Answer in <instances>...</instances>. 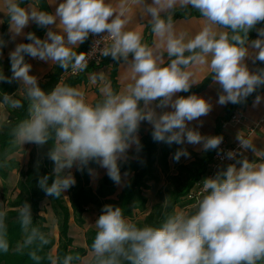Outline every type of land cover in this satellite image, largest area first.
<instances>
[{
  "label": "clouds",
  "instance_id": "obj_1",
  "mask_svg": "<svg viewBox=\"0 0 264 264\" xmlns=\"http://www.w3.org/2000/svg\"><path fill=\"white\" fill-rule=\"evenodd\" d=\"M21 3L0 0L11 39L30 41L9 52L12 75L0 71V82L20 85L16 93L0 92V124L10 123L9 110L27 102V118L12 134L21 148L25 143L43 147L52 142L47 156L54 162L53 171L40 177L38 185L54 199L76 184L74 166L81 172L87 168L91 175L92 162L119 185L121 163L127 161L129 149L135 145L138 153L142 148L138 131L143 121L152 126L155 142L171 146L186 141L202 144L205 152L218 149L222 136H202L188 127V122L208 115L210 102L194 93L176 95L209 76L219 85V105L246 103L264 87V68L252 71L246 63L247 59L264 63V27H257L264 23V0H47L54 13L39 10L32 2L26 7ZM193 11L202 21L199 29L179 28L177 13ZM30 22L47 28L44 39L23 31ZM145 28L153 36L151 44L144 40ZM253 30L257 38L249 39ZM90 35L98 37L91 50L78 52ZM6 43L0 38V55ZM97 53L111 57L124 75L123 86L116 90L104 71L93 73L90 82L100 94L95 102L66 83L45 92L25 60L30 56L59 66L64 74L76 73L84 72ZM201 71L207 72L205 79L198 78ZM262 100L264 96L257 94L253 107ZM237 140L240 152L225 154L235 162L202 181L205 194L193 212L177 211L159 227H138L121 207L105 204L94 223L96 234L86 264H264V147L257 148L239 133ZM249 150L255 159L244 155ZM182 156H190L183 147L173 159L178 162ZM18 213L23 246L47 244L45 235L33 226L27 201ZM8 250L6 212L0 211V251ZM80 259L67 254L62 260L51 258V264Z\"/></svg>",
  "mask_w": 264,
  "mask_h": 264
},
{
  "label": "trees",
  "instance_id": "obj_2",
  "mask_svg": "<svg viewBox=\"0 0 264 264\" xmlns=\"http://www.w3.org/2000/svg\"><path fill=\"white\" fill-rule=\"evenodd\" d=\"M31 0H22L21 6L24 7ZM40 10L49 11L45 0L40 1ZM192 15L199 13L192 12ZM180 16L177 13L176 18ZM8 18L2 30V39L6 42L8 40ZM257 27H264V23L257 25ZM46 28H38L33 30L36 36L43 39ZM257 32L253 30L249 34V39H256ZM91 35L84 43L83 47L78 52H85L89 46ZM26 39L25 43H28ZM147 43L151 44V39H147ZM4 51V48L2 52ZM29 56L25 57L28 63ZM112 64L111 80L112 87L118 90L116 81V74L119 65H116L111 57L104 58L99 65H89L84 72H79L77 76H70L66 80H62L64 70L59 66H55L50 75L45 77L40 86L45 92H50L59 82L66 83L70 86L77 87L87 80V75L95 72L96 69L105 65ZM259 68H264V63L258 62ZM10 61H6V69L3 73L11 76ZM212 82L209 76L198 87L191 88L189 92H181L180 96H188L193 93L203 91ZM19 88L17 81L12 83L0 82V92L16 93ZM264 87H261L247 98L246 103L231 104L226 111V115L219 122L216 136H221L222 127L229 122L237 108L248 105L257 94H261ZM27 102L20 109L9 110L10 123L0 125V179L6 182L13 171L20 170V162L14 157L21 152V147L14 141L12 134L13 128L22 120L27 118ZM152 130V129H151ZM151 130L143 135L141 140L142 148L136 159H130L121 163V176L125 173L130 175L129 181L126 183L122 192L116 195L117 184L114 183L106 174L96 190L92 187V174L90 175L87 168L82 172H75L76 184L67 190L68 200L65 193L62 197L54 199L51 196H46L45 192L39 187L38 181L40 177L52 173L54 162L47 156L48 151L52 146L49 141L43 147L34 144V151L31 156L30 163L26 170H22L20 180L17 185L18 195L14 200H8L7 210L0 207V211L6 212L7 224V239L9 243V250L7 252L0 251V264H51V251L56 245V240L50 235L49 227L46 226L47 220L42 215V203L49 201L53 212L59 224V249L57 251V258H62L67 254L84 257L90 250V246L95 237L96 231L89 230L86 234L88 248L72 249L73 241L70 238V220L74 218L80 227L85 224L84 215L88 212L91 206L97 207L99 215L102 207L105 204H112L122 208L126 218L136 223L138 227L145 225H152L159 227L164 220L171 214L177 212L178 208L188 209L189 212L195 210L193 201L187 198L193 191L195 186L202 180L208 170L209 164L213 160L215 150H209L202 154H193L194 161L189 164H182L179 161L173 162L177 173L170 174V157L173 158L175 152L179 149L177 144L173 143L171 146L164 142H155L152 139ZM138 132H143L139 127ZM181 159V158H180ZM88 167H91L94 172L98 171L99 164L92 162ZM161 168L162 173L167 179L166 187L160 192L159 202L151 209H148V198L145 191L150 189L148 182L150 180L157 181V169ZM226 167V166H224ZM54 177L50 176L49 184L52 183ZM122 181V180H121ZM166 199V200H165ZM27 201L32 208L33 226L45 235L48 240L47 244L41 245L39 242L30 246H23L25 234L17 219L20 205ZM143 216L142 219H138ZM22 246L20 251L17 247ZM35 254V258L33 257Z\"/></svg>",
  "mask_w": 264,
  "mask_h": 264
},
{
  "label": "crops",
  "instance_id": "obj_3",
  "mask_svg": "<svg viewBox=\"0 0 264 264\" xmlns=\"http://www.w3.org/2000/svg\"><path fill=\"white\" fill-rule=\"evenodd\" d=\"M40 1L41 0H31L30 2L34 3L36 5V7L40 10V6H39ZM45 2L49 8V12L54 13L55 7L48 5L47 0H45ZM57 2H60V0H57ZM149 2H150V0H149ZM27 4L24 7H26ZM193 12L198 13L195 11H193ZM179 14H180V16L178 18H176L177 26L179 28L187 29L190 32H195L201 26L202 21H201L200 16L192 15V13L190 15H184L183 13H179ZM7 18L8 17L4 13L0 12V21H3L2 23H0V38H2V30H3V27L6 23ZM137 22L138 21L134 20V24H136ZM49 27L54 28L55 26H49ZM38 28L39 27H37V25L35 23L30 22L29 26L26 27L23 31L25 33H27V32H31L33 30H37ZM46 31H47V28H46L45 33L43 35V39L45 38ZM7 33H8V40H7L6 46L4 47V51L2 52V55H0V69L2 68L0 71H2V72L5 71V69H6V61L9 60V52L15 48L16 44L26 42L25 37H16L15 40L11 39V33L9 32V27H8ZM148 38H150L151 42H152L153 36L150 33V29L145 28L144 29V40H145V42H147ZM83 45L84 44L80 45V47L77 49V51H79L83 47ZM258 62L259 61H257L256 63H253L252 59L246 60V63L248 65L249 69L252 71H255L257 68H259ZM28 63L31 64V66H32L30 74L37 76L39 78V83L43 82L45 80V77L50 75L51 72L53 71L54 67H55L50 62H45V61H41L38 59H34L30 56L28 58ZM111 70H112V64H108V65H105L103 67L96 69L95 72L104 71L108 75L109 79L111 80ZM95 72H93V73H95ZM93 73H90L87 75V80L85 81V83L77 86L78 88H80L81 90H83L85 92L86 99L89 102H95L97 99L100 98L98 86L93 85L90 82V77ZM123 75H124L123 67L118 66L117 74H116V81H117L119 89L123 86V84H122V76ZM206 76H207V72L201 71L199 73L198 78L199 79H205ZM69 77L70 76L67 73H65L62 76V80L64 81ZM203 82H201L198 85H193L191 88L198 87ZM17 83L19 85V82H17ZM111 83H112V80H111ZM19 87H20V85H19ZM219 91H220L219 85L216 83H213V81H212L203 91L198 92V93H194L200 97L205 98L212 105L211 111L208 113V115L200 117L198 120L188 122V127L198 130L202 136H216V131H217L219 122L221 121L222 118L225 117L227 108L232 104V103H228L226 105H219L217 103ZM176 95L180 96L181 93H178ZM260 95L264 96V90ZM254 99L248 105H246L244 107L237 108V110H240V116L242 117V121L240 124H232L230 122H227L222 127L221 136L223 137V140L227 141V143L229 145L233 146V145L239 144V141L237 140V135L239 133L244 138L252 139L254 144L257 146V148L264 147V100H262L258 106L253 107ZM165 110L170 111L171 109L169 108V109H165ZM158 111H159V109H158ZM0 125H2V124H0ZM140 127L143 130V132H138L140 142H141L143 135L145 133H147L149 130H151L152 126L147 121H143V122H141ZM177 146H178V148L183 147V148L187 149L188 153L190 154V156L188 158L183 157V156L181 157V159L187 160L186 163H182V164H189L192 161H194L193 154H202L204 152V150L202 148V144L192 145V144H189L185 141L184 144H182V145L177 144ZM244 155H246L249 160L255 159L251 150L244 153ZM136 158H137V156L135 158L130 157L129 159H127V161L130 159H136ZM106 174H104L102 176V178ZM123 176H122L121 183L119 185L117 184V186L119 188H122V190L124 189V187L126 185V183L123 182ZM91 182H92V178H91ZM178 209H180V208H178Z\"/></svg>",
  "mask_w": 264,
  "mask_h": 264
},
{
  "label": "rangeland",
  "instance_id": "obj_4",
  "mask_svg": "<svg viewBox=\"0 0 264 264\" xmlns=\"http://www.w3.org/2000/svg\"><path fill=\"white\" fill-rule=\"evenodd\" d=\"M33 151H34V144L33 143H25L21 148V152L14 156L20 162V170L13 171L10 174V176L6 182H3L0 179V207L2 209L7 210L8 208H7V202L6 201L14 200L16 198V196L18 195L19 191L17 190V185H18V182L20 180L21 171L27 169V167L30 163ZM138 154H139V152L138 153L136 152L135 145H133L129 149L128 159L130 157L135 158L136 156H138ZM179 162L180 163H186L187 160L181 159ZM76 170L77 169L75 166L71 169L73 175H75ZM106 173H107L106 169H104L102 167H100L98 171L93 173V175H92V187L94 190H96L98 188V186L101 182L102 176ZM176 173H177V171L175 168V164L173 162V158L171 157L170 158V174L174 175ZM157 175L159 176V179L157 181L150 180L148 182L150 189L145 191L146 196L148 198V209H151L152 206H154L156 203L159 202L160 192L167 185V179H166L165 175L162 173L161 168H159V167L157 169ZM130 177L131 176H129V175H124L123 176V182L127 183V181L130 179ZM121 192H122V188H119L117 186L116 195L120 194ZM64 193H65L66 199L68 200L67 191ZM41 206H42V215L47 220L46 226L49 227L50 235L52 237H54L56 240V245H55L54 249L51 251V255H53L54 258H57L56 255H57V251L59 249V238H60L58 220H57V218L53 212V209L51 207V204L48 200L43 202ZM177 211L189 212V210L185 209V208L177 209ZM98 216H99V210L97 209V207L91 206L89 208L88 212L85 213V215H84L85 224L83 227H80L78 225V222L77 221L75 222L74 218H71L69 235H70L71 240L73 241V244L71 246L72 249H81V248L86 249V248H88L86 234L89 230L96 231L94 223H95L96 219L98 218ZM142 218H143V216L138 217V219H142ZM88 255H89V251L87 252V254L84 257H81L80 261H76V262H74V264H86Z\"/></svg>",
  "mask_w": 264,
  "mask_h": 264
},
{
  "label": "built area",
  "instance_id": "obj_5",
  "mask_svg": "<svg viewBox=\"0 0 264 264\" xmlns=\"http://www.w3.org/2000/svg\"><path fill=\"white\" fill-rule=\"evenodd\" d=\"M95 39H98V37L91 36L89 46H88V48H87V50L85 52H89L91 50L92 45H93V41ZM101 47H102V45H101ZM103 60H104V58L100 57L99 54L97 53L95 56L92 57V59H90L89 65H99V64H101L103 62ZM78 73L79 72L73 73V72L70 71L67 74L69 76H77ZM241 121H242V117L240 116V110H236L234 112V114L232 115V117H231L229 122L232 123V124H240ZM229 150H233V151H236V152L239 153L240 152L239 144H236V145L232 146V145H229L227 143V141H225V140L222 141V143L219 146V148L215 149L213 160L208 166L207 173L202 178V180L195 186L193 191L188 196L187 199L189 201H193L194 203H197L202 198V195L205 194L203 192V188H202V181L205 178L214 176L215 173L220 169L221 166H227V164L235 162L234 160H228L226 158L225 154Z\"/></svg>",
  "mask_w": 264,
  "mask_h": 264
}]
</instances>
